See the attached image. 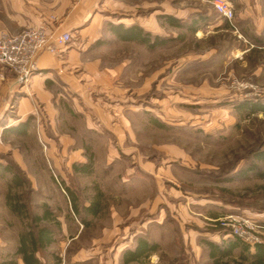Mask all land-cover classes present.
I'll list each match as a JSON object with an SVG mask.
<instances>
[{
	"label": "rangeland",
	"instance_id": "obj_1",
	"mask_svg": "<svg viewBox=\"0 0 264 264\" xmlns=\"http://www.w3.org/2000/svg\"><path fill=\"white\" fill-rule=\"evenodd\" d=\"M37 1L48 19L57 0ZM209 1H135L116 13L95 5L101 28L73 32L69 66L54 82L37 89L31 77L6 94L0 261L22 264L19 237L44 212L40 225L54 241L36 252L41 264H122L138 237L158 246L147 264H216L204 242L233 237L218 219L249 221L243 242L264 243V178L242 176L263 167L254 154L264 150V116L236 109L264 98V0H226L231 22ZM106 21L143 22L164 44L121 42ZM83 166L89 174L76 170ZM8 195L25 207L24 220ZM95 201L98 215H87Z\"/></svg>",
	"mask_w": 264,
	"mask_h": 264
},
{
	"label": "trees",
	"instance_id": "obj_2",
	"mask_svg": "<svg viewBox=\"0 0 264 264\" xmlns=\"http://www.w3.org/2000/svg\"><path fill=\"white\" fill-rule=\"evenodd\" d=\"M165 20L173 27H179L178 22L171 17L166 16ZM110 32L114 37L121 42H135L140 45L147 46L148 48L156 47L164 44L163 41L156 42L150 39L148 33L137 26L124 27L123 25H111ZM237 111L246 116L254 114H262L264 116V98L255 100H244L236 106ZM4 132V131H3ZM254 159L261 163L264 167V150L256 152ZM257 165H253L246 172L243 171L242 176L252 175L256 178H264V170ZM78 172L89 174V167L83 166L77 169ZM18 184L19 181H16ZM7 203L10 211L24 220L27 217L25 207L20 205L18 199L8 195ZM71 206L74 214H79L75 199L71 195ZM100 211L99 201L91 202L88 207L84 209L87 215L96 217ZM49 216L48 212H44L43 217H35L31 220L35 223L36 227L29 224L28 231L21 234L19 237V243L16 250V256H19L22 264H41L36 258L35 254L39 250H44L49 247L54 239L53 232L46 226H41L40 223L47 220ZM50 217V216H49ZM30 222V223H32ZM227 235L224 233V236ZM230 235V232L229 234ZM223 236V235H222ZM232 236V235H230ZM209 249V254L212 260L218 264L223 259H233L234 252H237V259L234 260V264H264V243L254 244L252 246L243 242L237 237L228 238L222 240L220 244H216L210 241L204 242ZM158 246L155 243L149 242L143 237H138L135 241V245L131 249L124 250L122 253V264H147L149 257L157 252ZM0 264H17L14 260H1ZM228 264V263H226Z\"/></svg>",
	"mask_w": 264,
	"mask_h": 264
},
{
	"label": "crops",
	"instance_id": "obj_3",
	"mask_svg": "<svg viewBox=\"0 0 264 264\" xmlns=\"http://www.w3.org/2000/svg\"><path fill=\"white\" fill-rule=\"evenodd\" d=\"M135 1L141 2L142 5H148L149 3V0H57L48 19H46L49 12L47 13L38 4L37 0H1L0 30H5L9 34H15L24 27L47 25L57 35L68 33L72 37L75 30L79 34L95 35L103 23L97 17L99 11L95 8V5L97 7L110 5V11L112 10V13H116V11H120L121 9L124 10L126 4L134 3ZM112 13L109 14L111 17H113ZM107 15L105 18H108ZM49 19L51 21H47ZM105 24H108L110 34H112L110 26L119 24L124 27L137 26L147 33L143 22L131 21L128 24H124L106 21ZM70 43L65 46H58L56 53H50L46 50L40 52L37 59L39 72L31 78V80H34V85L38 86L37 89H41L45 83L54 82V78L59 74L60 66L62 68L69 66L68 59L71 58L70 53L72 50L67 53V49ZM3 72H7L6 74L8 75L5 76L3 83L0 82V113H4L5 111L6 94L13 90V88H17L13 75L8 71ZM1 77L3 78V76Z\"/></svg>",
	"mask_w": 264,
	"mask_h": 264
},
{
	"label": "built area",
	"instance_id": "obj_4",
	"mask_svg": "<svg viewBox=\"0 0 264 264\" xmlns=\"http://www.w3.org/2000/svg\"><path fill=\"white\" fill-rule=\"evenodd\" d=\"M215 12L225 21L233 19V9L226 0H210ZM68 33L54 34L49 26L40 25L25 29L11 35L0 31V76L2 71L10 72L16 79V83L25 85L34 73L39 72L37 59L41 51L46 50L56 53L58 46H65L71 41ZM221 226H227L230 234L245 241L248 231L253 230L249 221H236L242 223L236 225L228 219H218ZM254 244L261 243L257 239Z\"/></svg>",
	"mask_w": 264,
	"mask_h": 264
}]
</instances>
